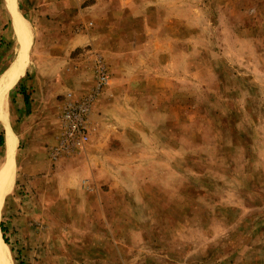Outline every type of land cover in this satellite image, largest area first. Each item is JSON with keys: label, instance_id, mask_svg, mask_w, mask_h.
Segmentation results:
<instances>
[{"label": "rangeland", "instance_id": "374dc122", "mask_svg": "<svg viewBox=\"0 0 264 264\" xmlns=\"http://www.w3.org/2000/svg\"><path fill=\"white\" fill-rule=\"evenodd\" d=\"M7 4L0 74L26 52L5 99L11 264H264V0H15L29 44ZM95 53L110 75L90 140L55 160L63 103L91 89ZM1 134L0 171V120Z\"/></svg>", "mask_w": 264, "mask_h": 264}, {"label": "built area", "instance_id": "2783aa9c", "mask_svg": "<svg viewBox=\"0 0 264 264\" xmlns=\"http://www.w3.org/2000/svg\"><path fill=\"white\" fill-rule=\"evenodd\" d=\"M93 83L89 92L81 97H72L63 103L57 143L50 149L53 159L83 150L90 140L89 114L92 105L109 79V71L100 54L93 55Z\"/></svg>", "mask_w": 264, "mask_h": 264}, {"label": "bare ground", "instance_id": "6f19581e", "mask_svg": "<svg viewBox=\"0 0 264 264\" xmlns=\"http://www.w3.org/2000/svg\"><path fill=\"white\" fill-rule=\"evenodd\" d=\"M9 9L12 14L13 22L18 26L23 33V41L26 40V44H29L31 38H33V33L30 27L28 19L19 11L16 7L15 0H7ZM25 44V45H26ZM23 56H26V52H19L17 60L12 67L3 70L0 74V120L5 126V136H6V162L1 167L0 171V202L2 197L12 188L15 178V166L12 159V154L14 152V147L16 144V138L8 122V110L6 108V94L12 81L23 72L26 63H23ZM23 63V64H22ZM6 243L2 240L0 231V264H11L10 258L7 255Z\"/></svg>", "mask_w": 264, "mask_h": 264}, {"label": "crops", "instance_id": "0c3cea01", "mask_svg": "<svg viewBox=\"0 0 264 264\" xmlns=\"http://www.w3.org/2000/svg\"><path fill=\"white\" fill-rule=\"evenodd\" d=\"M75 43H79L80 41H81V38H79V36L78 37H76V38H74V40H73ZM43 44H44V41H40L39 42V46H38V58H37V61H38V64L39 65H41L42 64V60H43V58H42V54L44 53L43 51H44V47H43ZM19 56V52H17L16 53V56H15V58L13 59V61L7 66V68H10V67H12L13 66V64L15 63V61L17 60V57ZM23 63L25 62V57L23 56ZM18 61V60H17ZM22 63V64H23ZM61 64H62V67H63V63L61 62ZM6 68V69H7ZM58 68H60V66L58 65ZM92 68H93V66H92ZM3 72V71H2ZM64 78H67V77H64ZM90 83L92 84L93 83V74L91 75V77H90ZM76 82H77V84L79 85L80 84V86H81V84L83 83V81H81V80H79L78 81V79H76L75 80ZM75 86V88L76 87H79V86ZM105 89V88H104ZM77 91L78 90H81V88H79V89H76ZM99 117L101 118V116L99 115ZM97 154H98V151H94L93 153H92V158H91V160H90V171L92 172V173H94V170L98 167V156H97ZM97 156V157H96ZM89 182H91L92 183V187H91V190H92V195H93V197H94V199H95V201H102L103 199V197H102V193L101 192H99L100 190L98 189V184H99V181H98V179L95 177V176H91V178L89 179Z\"/></svg>", "mask_w": 264, "mask_h": 264}, {"label": "trees", "instance_id": "16d2710c", "mask_svg": "<svg viewBox=\"0 0 264 264\" xmlns=\"http://www.w3.org/2000/svg\"><path fill=\"white\" fill-rule=\"evenodd\" d=\"M25 101L27 102V96L25 95ZM4 134H1L0 135V145H2L3 143H4ZM1 230L2 231H5V228L3 227V224H1ZM3 238H4V240H5V242L7 243L8 242V240L5 238V235L3 234Z\"/></svg>", "mask_w": 264, "mask_h": 264}]
</instances>
